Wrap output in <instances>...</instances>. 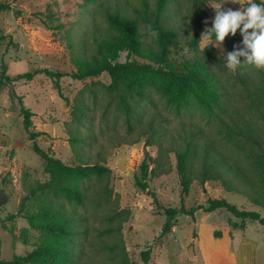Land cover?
Here are the masks:
<instances>
[{"label": "rangeland", "instance_id": "1", "mask_svg": "<svg viewBox=\"0 0 264 264\" xmlns=\"http://www.w3.org/2000/svg\"><path fill=\"white\" fill-rule=\"evenodd\" d=\"M115 3L130 11L139 0H0V5L9 6L0 10V189L3 188L8 196L7 203L0 206V256L3 259L23 257L41 243L40 231L33 228L24 215L25 210H37V201L28 200L25 210L20 211V208L22 199L50 177L24 128L20 98L34 113V129L46 132L38 137L39 146L49 149L67 164L78 163L67 132L71 125V107L55 88V79L43 73L30 80L9 81L6 76L44 67L62 73L76 71L73 55L90 56L94 52V37L109 29L102 8ZM217 5L224 11L244 10L250 6L246 5V0L236 3L209 0L205 7L207 22L199 30L197 45L191 46L190 41L196 35L189 12L193 4L189 0H170L167 20L176 28L180 43L171 49L169 59L178 69L195 60L203 62L214 73L218 87L226 93L229 109L256 118L246 109V90L236 77V71L226 66L227 54L235 49L234 46L242 44L243 36L229 33L218 47L215 38L209 40L202 35L213 26ZM145 40H150V36L145 35ZM126 59L124 51L119 60ZM131 59L144 61L135 56ZM15 61L21 62L13 69ZM245 75L255 84L261 83V74L248 65ZM94 81L109 84L111 78L104 72L84 80L69 75L59 79L62 95L70 102L84 86ZM87 101L89 120L78 129L91 138L83 144L82 153L92 162L99 158L97 154L106 157L107 165L112 168L109 178L112 196L96 206L88 203L86 207L75 208L65 202L72 216H77L73 222V242L69 244L77 264H120V256L131 263L144 264L141 252L148 247L152 250L149 264H203L197 248L201 224L202 243L207 244L211 240V230L222 231L230 225L229 220L240 219L224 208L210 213L199 209L195 220L178 215L172 229L162 234L166 216L161 207H180L183 196L177 160L171 153V171L156 177H144L140 166L146 151L157 155V146L146 147L145 144L152 118L154 126L161 128L162 138L174 136L178 141H182L180 137L185 132L190 133L199 126L209 138H217L218 120L209 119L196 109L178 116L165 106L157 92L150 90L149 98L138 107L141 118L133 120L130 130L122 113L111 109L103 118L106 97L101 92L95 101L89 96ZM136 139L140 141L126 143ZM219 147L226 154H235L224 144ZM138 180L148 182V188L139 186ZM209 197L226 198L240 208L255 210L264 216V208L252 204L242 194L227 191L216 181H208L205 185L193 181L189 193L184 196V204L188 208L207 205ZM113 214L116 218L112 223L108 218ZM119 221L122 224L119 231L107 233L104 230ZM251 223L247 233L260 242L256 264H264V225L258 221Z\"/></svg>", "mask_w": 264, "mask_h": 264}, {"label": "trees", "instance_id": "2", "mask_svg": "<svg viewBox=\"0 0 264 264\" xmlns=\"http://www.w3.org/2000/svg\"><path fill=\"white\" fill-rule=\"evenodd\" d=\"M189 1L193 4L189 12L196 33L190 44L195 46L200 39L199 30L208 19L205 7L209 0ZM169 2L170 0H155L152 4L150 0H139L130 11L124 10L118 3L104 6L102 11L109 29L105 34L94 37L95 50L90 56L73 55L76 71L62 73L44 67L6 76L9 81L30 80L43 73L55 79V88L71 107V125L67 132L78 163L67 164L55 157L49 149L39 146L37 139L46 132L34 129V113L20 98L24 128L32 141L34 152L45 163L50 177L38 183L22 199L20 208V211L25 210L28 200L37 201V210H25L24 215L30 225L40 231L41 243L23 257L6 260L0 256V264H77L69 246L73 242V222L77 216H72L65 202L75 208L86 207L88 203L96 206L107 202L112 196V188L109 186L112 168L107 165L106 157L101 156L102 154H97L99 158L93 162L86 158V154L82 153V146L91 137L78 129L84 121L89 120L88 96L95 101L100 92L106 97L103 118H106L111 109L122 113L130 130L133 129V120L141 118L138 107L149 98L150 90L157 92L163 98L165 106L178 116L184 111L196 109L209 119L218 120L217 138H209L199 126L190 130V133L185 132L180 137L182 141L174 136L162 138L161 128L154 126V118L150 120V131L146 135L145 144L146 147L157 146L158 151L156 156L146 151L140 166L143 176L168 174L172 168L170 155L174 153L183 192L180 207H161L166 216L162 234L172 229L173 221L178 215L190 216L195 220L199 209L207 213L220 208L226 209L240 219L228 221L234 228L244 229L247 222L252 221L264 225V216L260 212L240 208L223 197H209L207 205L199 204L188 208L184 204V196L189 193L192 182L196 180L201 185L208 181L219 182L227 191L242 194L252 204L264 208V69L248 65L261 74L260 84H255L245 75L247 65L242 64L235 70L236 77L246 90V109L255 114L256 118L230 110L226 104V93L218 87L214 73L203 62L195 60L180 69L171 63V49L177 47L180 40L176 28L167 20ZM254 2L264 3L262 0ZM4 7L9 8L2 4L0 10ZM151 30H155L158 36L153 37ZM236 33L241 35V29H237ZM145 35H149L150 40H145ZM239 48H245L243 43ZM124 51L127 52V59L120 61ZM131 56L144 61L131 59ZM238 59L243 63L246 58L239 56ZM104 72L111 78L109 84L94 81L84 86L73 102L62 95L59 83L61 77L69 75L74 79L84 80ZM139 141L136 139L126 143L135 144ZM221 144L229 147L235 154L223 152L219 147ZM138 185L143 189L149 186L145 180H138ZM115 218L113 214L108 219L113 223ZM121 228L119 221L104 230L115 233ZM214 234L219 237L221 231L215 230ZM151 253V247L142 250L144 264H149ZM120 264L134 263L125 256H120Z\"/></svg>", "mask_w": 264, "mask_h": 264}, {"label": "clouds", "instance_id": "3", "mask_svg": "<svg viewBox=\"0 0 264 264\" xmlns=\"http://www.w3.org/2000/svg\"><path fill=\"white\" fill-rule=\"evenodd\" d=\"M232 2L236 3L239 0H232ZM246 5L250 6L244 7V10L235 11L231 9L224 11L221 5L215 6L216 15L213 26L202 34L209 40L215 35L216 46L219 47L229 33L235 36L237 29L243 24L241 35L245 48L241 50L239 46H234L235 50L227 54L226 66L231 71H235L242 64L264 69V3L257 4L254 0H246ZM149 28L151 29V26ZM151 35L157 37L158 33L151 30ZM239 56L246 58L243 63L238 59Z\"/></svg>", "mask_w": 264, "mask_h": 264}, {"label": "crops", "instance_id": "4", "mask_svg": "<svg viewBox=\"0 0 264 264\" xmlns=\"http://www.w3.org/2000/svg\"><path fill=\"white\" fill-rule=\"evenodd\" d=\"M264 2V0H262ZM21 61L13 62V69L19 67ZM211 226L207 222H203ZM251 222H247L244 229L234 228L226 225L221 231V236L214 235L211 230V240L207 244L202 243V224L200 235L197 241L199 258L203 259V264H256V257L260 242L251 239L247 233ZM208 230V228H204Z\"/></svg>", "mask_w": 264, "mask_h": 264}, {"label": "water", "instance_id": "5", "mask_svg": "<svg viewBox=\"0 0 264 264\" xmlns=\"http://www.w3.org/2000/svg\"><path fill=\"white\" fill-rule=\"evenodd\" d=\"M8 201V196L3 188L0 189V206L6 204Z\"/></svg>", "mask_w": 264, "mask_h": 264}]
</instances>
